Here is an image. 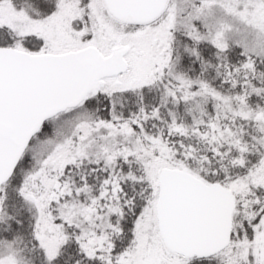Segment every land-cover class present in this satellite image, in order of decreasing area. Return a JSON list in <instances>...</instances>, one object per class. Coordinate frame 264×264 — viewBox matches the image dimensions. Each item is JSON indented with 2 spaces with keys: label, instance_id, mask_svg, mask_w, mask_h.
Returning <instances> with one entry per match:
<instances>
[{
  "label": "snow or ice",
  "instance_id": "1",
  "mask_svg": "<svg viewBox=\"0 0 264 264\" xmlns=\"http://www.w3.org/2000/svg\"><path fill=\"white\" fill-rule=\"evenodd\" d=\"M0 264H264V0H0Z\"/></svg>",
  "mask_w": 264,
  "mask_h": 264
}]
</instances>
